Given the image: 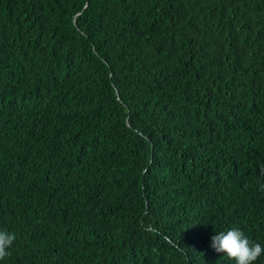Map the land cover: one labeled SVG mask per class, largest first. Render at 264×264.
<instances>
[{
	"label": "trees",
	"instance_id": "obj_1",
	"mask_svg": "<svg viewBox=\"0 0 264 264\" xmlns=\"http://www.w3.org/2000/svg\"><path fill=\"white\" fill-rule=\"evenodd\" d=\"M262 185L264 0H0V264H236Z\"/></svg>",
	"mask_w": 264,
	"mask_h": 264
},
{
	"label": "clouds",
	"instance_id": "obj_2",
	"mask_svg": "<svg viewBox=\"0 0 264 264\" xmlns=\"http://www.w3.org/2000/svg\"><path fill=\"white\" fill-rule=\"evenodd\" d=\"M15 239L14 234L0 231V259L10 255L7 249L11 247ZM211 240V247L216 252L227 255L229 259L235 260L236 264H254L264 254V247L259 243L250 242L239 228L234 227L226 232H219Z\"/></svg>",
	"mask_w": 264,
	"mask_h": 264
}]
</instances>
